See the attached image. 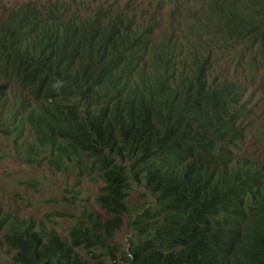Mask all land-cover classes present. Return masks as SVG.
<instances>
[{
	"label": "trees",
	"instance_id": "16d2710c",
	"mask_svg": "<svg viewBox=\"0 0 264 264\" xmlns=\"http://www.w3.org/2000/svg\"><path fill=\"white\" fill-rule=\"evenodd\" d=\"M250 1L264 15V0ZM154 2L147 21L124 12L78 24L63 18L61 1L33 2L30 16L1 25L0 84L13 80L34 104L8 112L0 130L15 134V156L29 165L40 167L45 149L56 171L100 179L96 203L105 212L85 209L67 239L42 222L0 214L11 254L4 264H264V162L241 156L233 137L249 116L248 95L238 81L210 84L214 53L202 59L194 37L205 49L216 41L205 30L193 36L194 25L179 53L195 52L192 64L167 60L174 24L207 26L210 2L199 12L177 0L167 20V0ZM228 17L241 27L236 41L253 32V14ZM29 21L41 29L36 37ZM136 185L151 199L130 219L124 248L111 241L134 210Z\"/></svg>",
	"mask_w": 264,
	"mask_h": 264
},
{
	"label": "rangeland",
	"instance_id": "374dc122",
	"mask_svg": "<svg viewBox=\"0 0 264 264\" xmlns=\"http://www.w3.org/2000/svg\"><path fill=\"white\" fill-rule=\"evenodd\" d=\"M42 0H0V29L5 21L17 14L30 16L28 8L33 2ZM54 1V0H47ZM116 7L110 5L115 4ZM154 0H61L66 5L63 18L66 21L84 23L99 16L117 18L124 12L131 16L136 15L137 20H148L153 12ZM159 1V0H155ZM209 1L212 14L207 26H200L201 19H180L174 24V31L168 37L169 52L167 60L171 67L179 63L192 64L196 53L179 54L185 48L184 34L194 25L192 33H202L204 30L208 37H214L216 43L205 47L201 46L204 40L194 37L195 48L199 50L202 59L211 57V63L217 72L211 74V85L221 84L230 87L232 83L239 82L247 93L246 112L248 118L238 124L233 133L235 143L239 144L238 152L241 156L251 160L264 162V53L259 50L258 40L264 41V21L259 15L251 22L253 32L236 41L234 34L240 31L239 25L231 26L228 21L235 9H242L246 15H254L256 7L250 0H180V3L203 10L204 2ZM113 2V3H112ZM177 5V0H167L161 14L167 20L170 11ZM63 11V10H62ZM33 36L41 30L33 26ZM38 25L43 22H37ZM264 43V42H263ZM264 46V44H263ZM151 58V56H149ZM7 66L0 64V72ZM159 67V66H158ZM139 67L138 72H141ZM217 78V80H215ZM34 101L29 99L27 93L20 85L9 78H2L0 84V124L8 112H18L24 104ZM15 134L7 135L0 130V214L15 215L23 219H32L36 223L42 222L48 228L58 231L64 238H68V231L78 222L85 209L105 217V212L96 203V197L102 182L93 175H78L56 171L47 162L50 152L43 149L38 159L41 166L29 165L15 156ZM25 137L32 140L29 130ZM33 141V140H32ZM35 144V142H34ZM38 146L37 144H35ZM151 199L150 194L141 186L136 185L130 192L128 203L134 210L124 217L122 229L117 232L112 244H121L124 248L131 236L130 219L135 217L142 207ZM81 254L86 256L83 249ZM11 254L2 244L0 235V264H4ZM111 264H123L117 258Z\"/></svg>",
	"mask_w": 264,
	"mask_h": 264
},
{
	"label": "clouds",
	"instance_id": "9594fccd",
	"mask_svg": "<svg viewBox=\"0 0 264 264\" xmlns=\"http://www.w3.org/2000/svg\"><path fill=\"white\" fill-rule=\"evenodd\" d=\"M58 1H61V0H54V1L42 0V2H41V1L39 2V1H38L37 3H38V4H41V5H47V6H50V5H54V4L58 3ZM259 15L262 16L261 20L264 21V15L261 14V13H259V12L257 11V9H256V10H255V14H254V18L258 19V16H259ZM205 37L207 38L208 35H205ZM199 40H202V39H199V38H198V41H199ZM258 42H259V41H258ZM259 44H260L259 50H261V51L264 53V46H263V44H261L260 42H259Z\"/></svg>",
	"mask_w": 264,
	"mask_h": 264
}]
</instances>
